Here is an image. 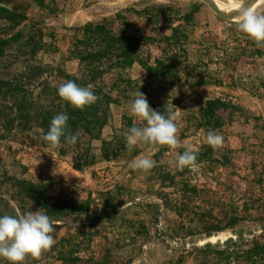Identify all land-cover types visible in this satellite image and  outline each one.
<instances>
[{"label":"rangeland","instance_id":"374dc122","mask_svg":"<svg viewBox=\"0 0 264 264\" xmlns=\"http://www.w3.org/2000/svg\"><path fill=\"white\" fill-rule=\"evenodd\" d=\"M161 6L172 8L169 17L151 15ZM0 8L23 18L0 19V110L16 118L13 130L0 137V216L35 211L15 195L17 182L45 187L51 204L88 212L56 222L55 246L29 264H61L59 252L89 264H199L201 254L192 245L201 248L232 237L231 218H242L235 232L259 230L257 222L264 219V46L257 47L200 0H0ZM104 20L113 22L115 31L125 24L129 34L142 38L141 54L150 64L161 56V42L171 29L187 33L176 81L152 85L166 94L170 107L181 110L180 140L199 149L195 168L175 167V155L183 148L148 152L139 146L134 153H117L121 119L128 114L122 106L102 107L93 123L68 124L73 134L79 132L75 144L61 138L52 150L43 140L51 119L71 108L59 98L58 85L103 70L80 66L71 41L77 28ZM112 74L142 87L148 83L138 65ZM199 80L202 86L196 85ZM89 84L105 94L110 75ZM212 101L221 105L209 123L204 110ZM209 130L224 137L217 150L205 142ZM142 154L157 162L148 172L130 167ZM105 203L115 209L112 221L97 219ZM0 264L7 262L0 259Z\"/></svg>","mask_w":264,"mask_h":264},{"label":"trees","instance_id":"16d2710c","mask_svg":"<svg viewBox=\"0 0 264 264\" xmlns=\"http://www.w3.org/2000/svg\"><path fill=\"white\" fill-rule=\"evenodd\" d=\"M0 12V19L8 23L23 19L21 16L5 9L0 8ZM171 12V7L161 6L154 8L151 15L157 18L169 17ZM113 24V22L104 20L96 24L88 23L75 30L76 35L71 41V53L80 66L94 64L101 66L103 70L90 72L88 75L82 74L79 78L76 76L71 80L81 86H87L89 83H95L98 79L110 75V84L105 94L102 93V89H95L94 93L98 97L97 101L83 111L69 108L67 111L68 124L93 123L94 119L98 117L100 109L104 106L116 105L127 108L128 101L133 98L131 94L138 90L146 95L153 109L166 114V109L170 107L166 94H162V90L157 85L152 84L176 81L175 67L181 65V60L185 56V44L188 41L187 33L180 28L171 29L170 36L161 42V56L155 59L153 64H150L149 58H143L141 54L144 40L129 34L125 29V24L117 31L113 29ZM3 44L0 41V46ZM134 65H138L146 74L148 83L144 87L139 81L112 74L127 70ZM203 83V80H199L196 85L202 86ZM219 105L221 104L218 101L206 104L204 117L207 122L210 123L212 120L217 119L215 111ZM132 123L133 119L129 114L122 116L120 129L118 130L119 136L116 137L118 139L117 153H129L122 132L125 128L131 127ZM15 124L16 118H7L4 110L1 109L0 130L2 135L0 137L12 131ZM46 125L44 124V127ZM95 125L102 126L99 122H96ZM46 129L47 133L48 128ZM130 153H134V150ZM78 167L74 165V169H78ZM16 185L17 192H15V195L19 196L20 199L25 198L28 200L35 210L42 208L55 222H62L70 216L75 218L82 215L88 216V212H84L86 210L83 207L74 208L69 204L49 203L46 200V189L41 185L19 182ZM261 210L264 211V205H262ZM115 213V209L105 203L97 219L99 221H112ZM241 221L242 218L238 216L231 218L230 227L233 235L222 243L205 244L201 248L192 245V251L201 254L202 260L199 264H264V219L257 222L259 228L257 232L249 231L245 233L242 230L235 232L234 227ZM212 233L208 232L207 237L211 238ZM186 254H189V252H186ZM58 258L61 264H89L71 253L59 252ZM171 264H181V261L177 260Z\"/></svg>","mask_w":264,"mask_h":264},{"label":"clouds","instance_id":"9594fccd","mask_svg":"<svg viewBox=\"0 0 264 264\" xmlns=\"http://www.w3.org/2000/svg\"><path fill=\"white\" fill-rule=\"evenodd\" d=\"M245 5L240 6L236 12L234 27L238 32L246 34L257 47L264 46V9ZM57 94L62 101L81 111L98 99L91 84L81 86L73 80L60 83ZM131 95L133 98L128 101L127 110L133 123L122 132L127 151L132 152L139 146L145 147L148 152L160 147L183 148L182 154L177 152L175 155V167L181 171L195 168L199 149L188 140H180L179 133L183 127L179 117L181 110L172 105L166 109L165 114L153 109L146 95L139 90ZM173 108L178 111H173ZM68 119L65 112L51 119L50 127L43 135L50 149L60 147L61 138L69 144L77 143L79 132L73 134L69 130ZM205 142L217 150L224 144V137L219 130H209ZM156 165L157 162L151 156L143 154L130 162L132 169L143 172L150 171ZM55 224L42 208L0 216V259L7 264H29L30 261L40 260L56 244L53 236Z\"/></svg>","mask_w":264,"mask_h":264},{"label":"bare ground","instance_id":"6f19581e","mask_svg":"<svg viewBox=\"0 0 264 264\" xmlns=\"http://www.w3.org/2000/svg\"><path fill=\"white\" fill-rule=\"evenodd\" d=\"M212 1V5L216 8V10L225 17L226 22L233 23L235 19V14L239 10L240 6L245 5L237 2L236 0H225V3L219 1ZM252 6L257 9H261L264 7V0H251L250 3L246 4L247 6ZM234 24V23H233ZM211 241V240H210Z\"/></svg>","mask_w":264,"mask_h":264},{"label":"water","instance_id":"95a60500","mask_svg":"<svg viewBox=\"0 0 264 264\" xmlns=\"http://www.w3.org/2000/svg\"><path fill=\"white\" fill-rule=\"evenodd\" d=\"M201 2H203L204 4H206L207 6H209L222 20L226 21L225 17L222 16L217 10L216 8L212 5V1L211 0H200ZM251 0H247L245 2V4H248L250 3ZM230 24H233V23H230Z\"/></svg>","mask_w":264,"mask_h":264}]
</instances>
